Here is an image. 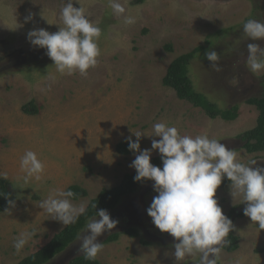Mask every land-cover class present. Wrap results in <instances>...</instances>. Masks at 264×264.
Instances as JSON below:
<instances>
[{
	"label": "rangeland",
	"instance_id": "obj_1",
	"mask_svg": "<svg viewBox=\"0 0 264 264\" xmlns=\"http://www.w3.org/2000/svg\"><path fill=\"white\" fill-rule=\"evenodd\" d=\"M117 2L125 8L123 14H115L109 0H73V6L83 7L89 20L101 29L97 64L82 76L78 71L58 73L46 49L32 46L27 39L33 29L58 31L63 26L60 11L67 0H0V173L6 174L0 178L11 184L15 195V206L0 214V264L18 263L65 227L39 207L52 190L66 191L73 185L83 188L87 196L71 202L86 207L102 189L118 185L124 175L132 173L134 168L129 165L136 154L120 156L115 147L129 136L135 141L133 132L140 131L148 135L140 139L141 150L151 148L152 139H160L149 137L155 123L174 126L181 136L207 134L233 149L240 162L264 167V152L247 154L236 139L255 126L258 115L245 100L261 94L259 79L264 70L253 73L244 62L247 45L254 41L244 34L243 25L249 19L264 22V0ZM29 14L32 19L26 22ZM126 16L135 23L125 24ZM255 42L264 47V40ZM199 47L204 49L194 53L187 78L195 92L217 109L237 104L238 117L232 122L207 118L203 110L177 99L172 89L161 84L173 60ZM209 49L219 55V71L204 57ZM30 102L36 114L23 112ZM28 150L45 166L40 180L33 177L25 182L20 159ZM157 155L158 150L152 157ZM153 183L123 199L109 213L117 224L97 238L103 244L95 258L98 262L175 261L170 250L175 239L156 230L147 215L151 201L146 197L153 191ZM215 198L221 199L222 211L238 238V249L220 250L216 260L220 264H264V229L243 214L246 202L240 196L233 198L230 188L216 192ZM86 226L74 248L77 253L62 254L50 264H66L81 253L80 237L88 234ZM127 228H136L139 238L121 234L117 241L104 244L109 234ZM26 232L35 234L17 252L14 242ZM140 241L149 243L143 246ZM198 254L185 256L178 264H194Z\"/></svg>",
	"mask_w": 264,
	"mask_h": 264
},
{
	"label": "clouds",
	"instance_id": "obj_2",
	"mask_svg": "<svg viewBox=\"0 0 264 264\" xmlns=\"http://www.w3.org/2000/svg\"><path fill=\"white\" fill-rule=\"evenodd\" d=\"M76 2L79 3V0ZM109 3L115 14L125 12V8L117 0H109ZM60 18L63 26H60L58 31L50 33L43 28L33 29L28 32L27 39L32 46L46 49V55L53 61L58 73L71 75L78 71L80 75L87 76L88 70L96 66L97 57L100 55L97 40L101 29L89 20L83 7L73 6V0H67L60 11ZM31 19V14L25 17L26 22ZM124 23L133 24L135 19L126 16ZM243 31L254 41L247 45V58L244 62L253 73L264 70V59H261L264 57V47L255 42L264 40V22L249 19L244 23ZM204 57L212 68L219 71V55L215 50L205 51ZM133 134L135 141L131 136L127 137L129 151L136 154L129 165L136 171L133 179L136 182H154L152 187L158 195L153 197L146 209L147 215L161 233H168L175 239L172 255L177 264L186 255L197 252L200 253L199 264H216V256L223 250L219 245L223 238L225 244V237L233 228L232 221L223 213L215 198L217 189L225 178L231 182L232 197L240 196L242 201L246 202L243 214L251 221L258 222L260 229H264V167L253 168L240 162L233 149L217 139H210L207 134L195 137L181 136L176 127L163 122L153 125V134L149 137L160 139H152L149 149L141 150L140 146L141 137L148 135L140 131ZM157 150L163 165L161 167L151 163L152 154ZM256 162L253 161L252 165ZM44 167L37 154L31 150L26 151L20 159L25 182L33 177L40 180ZM0 176L6 178L5 173H0ZM138 190L122 200L136 195ZM74 195L71 190L54 189L40 202L39 207L52 219L67 226L86 211L83 204L76 206L71 202L70 198ZM8 205L14 207L15 202L8 200ZM94 207L96 208V205ZM117 207L112 211L99 209L96 211V217L88 220L85 230L88 234L80 237L81 253L70 260L82 254L89 260L96 258L103 247L97 238L116 227L117 221L112 219L109 213L114 212ZM5 211L10 209L6 208ZM127 229H134L138 233L137 239L139 238L136 228ZM80 233L66 252L76 246ZM115 233L117 231L111 234ZM34 234L21 233L13 245L16 251L19 252ZM121 236L131 238L123 234ZM62 254L63 252L57 257ZM55 259L56 257L53 260Z\"/></svg>",
	"mask_w": 264,
	"mask_h": 264
},
{
	"label": "trees",
	"instance_id": "obj_3",
	"mask_svg": "<svg viewBox=\"0 0 264 264\" xmlns=\"http://www.w3.org/2000/svg\"><path fill=\"white\" fill-rule=\"evenodd\" d=\"M145 0H133V5L143 3ZM213 1H228V0H213ZM203 47L195 49L193 52L186 55H181L173 60L166 70V74L162 79V86L172 89L175 92L177 99L190 103L195 108L203 110L210 119L219 117L226 122H232L238 117V105H232L224 110L217 107L206 100L200 93L195 92L189 79L187 78V66L194 57V53L203 51ZM167 51H171L169 46ZM261 94L247 98L245 103L252 106L258 112L255 126L236 137L243 143L242 149L247 154H256L264 152V73L260 76ZM25 114L33 115L37 113L36 107L32 102L23 107ZM115 152L121 156L135 155L129 151L127 141L120 142L115 147ZM151 163L156 166H163L160 155L151 158ZM136 175L135 169L132 173L126 174L121 179L120 183L108 189H102L99 194L89 201L84 214L80 215L77 220L65 226L59 233L55 234L51 240L40 248L35 253L25 257L16 264H48L55 257L64 252L78 237V234L85 228L87 221L96 217V211L106 209L107 211L114 210L122 200V198L133 195L139 187L149 183V180L141 182L134 181ZM228 179H223L218 189L230 185ZM217 189V190H218ZM71 190L75 193L74 197L70 198L77 201L87 196L86 191L76 185L70 186L66 191ZM15 195L11 190V184L0 178V214L9 207L8 200H14ZM96 205V208L94 207ZM127 235L131 238H137L138 233L134 229H126L121 233L111 234L105 240V243H112L118 240L119 236ZM149 242L141 241L143 246H147ZM222 249L226 252H233L238 249V238L230 230L225 237V244ZM68 264H101L96 259H86L84 254L71 259ZM216 264H219L216 261Z\"/></svg>",
	"mask_w": 264,
	"mask_h": 264
},
{
	"label": "crops",
	"instance_id": "obj_4",
	"mask_svg": "<svg viewBox=\"0 0 264 264\" xmlns=\"http://www.w3.org/2000/svg\"><path fill=\"white\" fill-rule=\"evenodd\" d=\"M226 188V191L230 188V185L229 186H227V187H223V188H221V189H225ZM221 189H218L217 190V192L218 191H220ZM156 195H158V193H156V192H154V190L146 197V201L148 200V201H151L152 202V199H153V197L154 196H156ZM218 200V204L220 205V200L221 199H217ZM155 227V226H154ZM156 228V227H155ZM156 230H158L157 228H156ZM170 250H172V251H174V246H172L171 248H170ZM187 257H191V255H186ZM199 259H200V253L198 254V258H197V260H196V262H193L194 264H199ZM193 261H194V257H193ZM177 263V261L175 260V261H172V264H174V263Z\"/></svg>",
	"mask_w": 264,
	"mask_h": 264
},
{
	"label": "flooded vegetation",
	"instance_id": "obj_5",
	"mask_svg": "<svg viewBox=\"0 0 264 264\" xmlns=\"http://www.w3.org/2000/svg\"><path fill=\"white\" fill-rule=\"evenodd\" d=\"M237 140H238V139H237ZM238 142L241 144V148H242L243 143H242L241 141H239V140H238ZM223 239H224V238H223ZM222 242H223V240H222ZM223 244H224V243L220 244L219 246H223ZM74 248H76V246H74L72 249H69V250L67 251L68 255H70V254H74V253H77V252H74ZM71 250H73V252H72ZM75 256H76V255H75ZM71 258H72V257H71Z\"/></svg>",
	"mask_w": 264,
	"mask_h": 264
},
{
	"label": "water",
	"instance_id": "obj_6",
	"mask_svg": "<svg viewBox=\"0 0 264 264\" xmlns=\"http://www.w3.org/2000/svg\"><path fill=\"white\" fill-rule=\"evenodd\" d=\"M65 252H66V251H65ZM65 252H63V254H66V253H67V252H66V253H65Z\"/></svg>",
	"mask_w": 264,
	"mask_h": 264
}]
</instances>
